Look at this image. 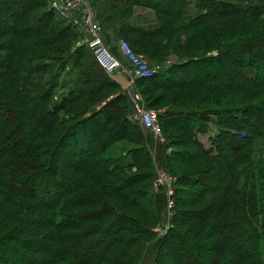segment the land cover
Listing matches in <instances>:
<instances>
[{
	"label": "trees",
	"instance_id": "obj_1",
	"mask_svg": "<svg viewBox=\"0 0 264 264\" xmlns=\"http://www.w3.org/2000/svg\"><path fill=\"white\" fill-rule=\"evenodd\" d=\"M101 1L88 4L105 45L112 32L150 63L176 58L134 80L143 107L161 105L166 168L176 178L170 226L158 236L153 230L155 165L145 128L92 53L73 46L78 28L48 0H0V262L140 264L154 241V264L166 256L171 264H221L232 245L226 264H264V162L253 157L257 138L264 147V0ZM133 5L152 8L159 25L126 24ZM192 65H201L197 79L186 78ZM214 67L227 79L210 75ZM235 100L259 104L230 107ZM17 111L27 114L29 141L5 152V141L19 135ZM212 125L218 133L206 148L198 134ZM87 127L98 143L90 151ZM30 177L42 196L32 186L17 189ZM247 236L251 251L242 248Z\"/></svg>",
	"mask_w": 264,
	"mask_h": 264
},
{
	"label": "built area",
	"instance_id": "obj_2",
	"mask_svg": "<svg viewBox=\"0 0 264 264\" xmlns=\"http://www.w3.org/2000/svg\"><path fill=\"white\" fill-rule=\"evenodd\" d=\"M48 6L67 22L80 28V36L75 41V46H83L90 50L96 62L107 72L113 73L125 70L133 78H147L160 71V64L150 65L144 55L135 52L130 44L119 40L120 53L125 57L128 64L123 66L121 60L114 55L100 36L102 30L99 22L94 18L85 0H48ZM136 112L133 118L157 137L162 138L158 122L159 110L146 108L138 105L139 97L134 94ZM175 177L166 168L159 169L153 181V190H162L167 196V207L170 213L173 209V192Z\"/></svg>",
	"mask_w": 264,
	"mask_h": 264
},
{
	"label": "rangeland",
	"instance_id": "obj_3",
	"mask_svg": "<svg viewBox=\"0 0 264 264\" xmlns=\"http://www.w3.org/2000/svg\"><path fill=\"white\" fill-rule=\"evenodd\" d=\"M22 2L24 1V0H21ZM100 2H103V1H101L100 0ZM85 4L87 5V7L90 9V11H91V13L93 14V16H94V18H95V15H94V11H92L93 9L90 7V5L88 4V0H85ZM98 7H103V8H105L106 7V5H102L101 3H97L96 4ZM134 6V5H133ZM8 8H11V6H9V7H6L5 9H8ZM116 9H113V11H115ZM131 10H132V8H131ZM131 10H130V12H131ZM153 10V9H152ZM2 10H0V12H1ZM154 11V10H153ZM154 15H156L155 14V11H154ZM3 14H2V12L0 13V18H3ZM96 19V18H95ZM156 19H157V17H156ZM35 22H34V18L32 17V18H29V20L27 21V25H33ZM159 25V22H158V19H157V25H156V27ZM25 26V25H24ZM101 27H103V26H101ZM30 31V33H33L32 32V30H29ZM103 29L101 30V32H100V36H101V38H102V40H103V37H102V33H103ZM180 35V34H179ZM179 35H178V37H179ZM116 36L112 33V32H109V34H107V39L105 40V42H106V45H108L109 47H111V50L114 52V49H113V47L114 46H116ZM104 39H105V37H104ZM120 39H124V40H127L126 38H120ZM104 41V40H103ZM73 46L75 47V42H74V44H73ZM73 47V48H74ZM139 53V52H138ZM140 54H142L143 55V53H140ZM145 57V56H144ZM146 59V61L150 64V65H153V64H160V65H162V66H168L171 62H174L175 60H176V58H175V56L174 55H170L167 59H165L164 61H162V62H159V61H156V62H153V63H150L148 60H147V58H145ZM123 64V66H125L124 65V63H122ZM189 69H188V72L186 73V78L187 79H189L190 77H193V78H196L197 79V74H198V72H199V70H201L200 68H201V65H192V66H190V67H188ZM208 71V73H210V75H213V76H218V77H220L221 79H227V77L225 76V74L223 73V72H220V70H219V68H217V67H214V68H210V69H208L207 70ZM223 73V74H222ZM18 75H20V76H26L27 75V72H25V71H19L18 73H17ZM207 75V74H206ZM233 81V80H232ZM55 98H56V96H55ZM242 102L240 103L239 101L237 102L236 100L234 101V103L233 104H231L230 105V107H241L242 105H244L245 103L244 102H246V108H251L250 106L254 103V102H256L255 104H259V103H257V101H252V102H247V101H243V100H241ZM264 107V106H263ZM161 108V105L159 106H157V107H154L153 109H155V110H159ZM254 111H256V110H254ZM6 115V114H5ZM5 115H0V121H1V119L2 120H5ZM27 114H24V113H20V112H16L15 113V116H13V118H12V122L13 123H15V124H17L18 125V127H19V135H17V136H15L14 137V139H12V140H6L5 141V143L4 144H6L5 145V152H11V153H14V152H16V146L15 145H17V147L18 148H20V146L22 145V144H25V142H28L29 141V139L26 137V133H27V126H26V118H27V116H26ZM5 124V123H4ZM6 125V124H5ZM3 127H4V125H3ZM218 133V128H216V127H214L213 125L212 126H210V128L207 130V132L206 133H204V134H198V137H199V140L203 143V145H204V147H206V148H214V146H213V144H212V140H213V138L216 136V134ZM86 134H87V138H88V142H89V151L90 150H92L93 148H94V146H96L98 143H97V140H96V137H95V134H94V131L91 129V128H88L87 127V129H86ZM163 137V136H162ZM164 138V137H163ZM12 142H16V144L14 143V145L12 144ZM18 142H19V144H18ZM254 147H255V152H254V154H253V157H254V159H257V157H259L260 156V158L262 159V161L264 162V147H263V138L261 137L260 139L259 138H257L256 139V141H255V145H254ZM25 148V147H24ZM65 148H66V150L68 149H70L71 148V146L70 145H68L67 143H66V146H65ZM260 150V151H259ZM26 152V151H25ZM24 152L23 151H21L20 152V154L19 155H21V156H23L24 157V155H26V154H28V152L26 153V154H24ZM88 156V153H85V154H83V157H87ZM22 159V158H21ZM198 164H201V163H198ZM201 166H205V164H203V165H201ZM196 168V167H195ZM57 169H58V171L59 172H61V173H64V175L65 176H67L68 175V173H69V168L67 167V166H65L64 164H63V161L61 160V158L59 157V161H57ZM197 169H198V171L201 173L202 171H201V169L202 168H198L197 167ZM159 169H155V175H154V177H153V179H152V184H151V192L152 191H154L152 188H153V181H154V178H155V176H156V174H157V171H158ZM166 170L172 175V176H174L167 168H166ZM26 172H28L29 173V171H26ZM175 177V176H174ZM176 179V178H175ZM174 184H175V181H174ZM30 186H32V187H34L35 188V190L37 191V193L40 195V196H42V191H41V185L39 184V183H37V184H34L33 183V180H32V178L30 177V178H28L25 182H22V181H20L19 183H18V190H21L22 188H24V187H26V188H28V187H30ZM50 190V189H49ZM54 190H56V189H54ZM50 193H52V190H50ZM115 202H117L118 204H120V202H122L121 200H119V199H115ZM109 217H111V215L109 214L108 215ZM171 218H172V215H171V212L170 213H168V215H164V216H162V218L159 220L158 219V224L153 228V230H154V232H155V234L158 236V235H160L161 233H165V231H166V229H168V227L170 226V223H171ZM113 235V232H112V230L111 231H109L108 232V234H107V236H106V238H110L111 236ZM154 242V241H153ZM151 243L149 246H148V249H147V251H145V253H144V255H143V260L141 261V263L140 264H154V259H155V256H156V254H157V251L155 250V244L154 243ZM37 243V242H36ZM36 243H33L32 245H35ZM218 247H219V245H218V243L216 244V245H211V247H209L207 250L208 251H205L204 250V257H206V258H212L214 255H215V253H214V251H216L217 249H218ZM234 246L232 245L230 248H229V250H228V252H227V254H226V256H224L223 258H222V263L221 264H226L227 263V261L228 260H230V259H233L234 257H235V255H236V252L234 251ZM242 248L245 250V251H251V249H252V242H251V239H250V237L249 236H247V238H246V241L244 242V244H243V246H242ZM13 251H15V254H16V249L15 250H13ZM213 251V252H212ZM180 253H181V250H180ZM89 255V251H87V253H83L82 254V256H84V255ZM203 261H205V258L202 260V262L200 263V264H207V263H204ZM171 262H174V260L172 259V257L171 258H169L168 256H166L164 259H163V261H162V264H171ZM16 263H18V264H30V261H29V257L27 256V257H23L22 258V260H19V261H16ZM0 264H13L12 262H11V260H8L6 263H1L0 262ZM194 264H198V262H196V263H194Z\"/></svg>",
	"mask_w": 264,
	"mask_h": 264
},
{
	"label": "crops",
	"instance_id": "obj_4",
	"mask_svg": "<svg viewBox=\"0 0 264 264\" xmlns=\"http://www.w3.org/2000/svg\"><path fill=\"white\" fill-rule=\"evenodd\" d=\"M126 24L135 25L145 30H154L157 25V19L152 8L143 5H134L132 6V10L128 16V21ZM119 40L120 37H117L115 40L116 46L114 48V54L121 60L122 63H124L125 66H127L128 62L119 50ZM108 75L120 86L121 91L127 97L129 113L130 116L133 117L136 112V101L134 99V94L131 91L134 88V80L136 78L131 77V75L125 70L108 73ZM134 90L135 94L138 95L135 88ZM61 93L62 91H59L58 88L55 89L54 98L55 96L58 98ZM144 130L146 133V143L152 154L155 169L157 170L166 168L167 155L171 151V148L167 146V142L163 137H157L156 135L152 134L150 130ZM152 198L154 201L157 217L160 220L162 216L168 215V212L170 211L166 203V193L162 190L152 191Z\"/></svg>",
	"mask_w": 264,
	"mask_h": 264
},
{
	"label": "water",
	"instance_id": "obj_5",
	"mask_svg": "<svg viewBox=\"0 0 264 264\" xmlns=\"http://www.w3.org/2000/svg\"><path fill=\"white\" fill-rule=\"evenodd\" d=\"M131 92H132V93H135V90H134V88L132 89V91H131ZM138 105H139V106H141V102H140V101L138 102Z\"/></svg>",
	"mask_w": 264,
	"mask_h": 264
}]
</instances>
